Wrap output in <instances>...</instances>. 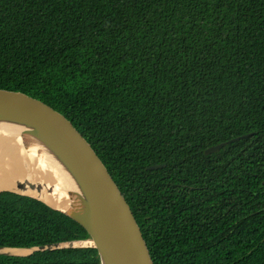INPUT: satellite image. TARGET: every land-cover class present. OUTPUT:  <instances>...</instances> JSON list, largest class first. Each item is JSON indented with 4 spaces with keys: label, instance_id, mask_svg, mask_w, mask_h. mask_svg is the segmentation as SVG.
<instances>
[{
    "label": "trees",
    "instance_id": "16d2710c",
    "mask_svg": "<svg viewBox=\"0 0 264 264\" xmlns=\"http://www.w3.org/2000/svg\"><path fill=\"white\" fill-rule=\"evenodd\" d=\"M0 89L73 122L154 264H264V0H0ZM89 238L45 203L0 193V248ZM0 264L100 258L59 249Z\"/></svg>",
    "mask_w": 264,
    "mask_h": 264
},
{
    "label": "water",
    "instance_id": "95a60500",
    "mask_svg": "<svg viewBox=\"0 0 264 264\" xmlns=\"http://www.w3.org/2000/svg\"><path fill=\"white\" fill-rule=\"evenodd\" d=\"M0 124L13 125L36 134L48 144L58 164L72 185L69 191L74 207L56 209L36 196L32 197L69 216L88 233L89 239L68 241L33 248H0V255L26 257L34 252L59 249H96L100 264H154L145 236L110 171L73 122L41 99L20 91L0 89ZM238 137L204 150L205 155L218 152ZM150 166L148 170L162 167ZM89 244H83V243ZM6 250L30 251L27 255L8 254Z\"/></svg>",
    "mask_w": 264,
    "mask_h": 264
},
{
    "label": "bare ground",
    "instance_id": "6f19581e",
    "mask_svg": "<svg viewBox=\"0 0 264 264\" xmlns=\"http://www.w3.org/2000/svg\"><path fill=\"white\" fill-rule=\"evenodd\" d=\"M6 189L36 196L62 211H71L74 207L69 193L72 185L53 149L32 132L0 124V191ZM6 252L23 256L30 251Z\"/></svg>",
    "mask_w": 264,
    "mask_h": 264
},
{
    "label": "rangeland",
    "instance_id": "374dc122",
    "mask_svg": "<svg viewBox=\"0 0 264 264\" xmlns=\"http://www.w3.org/2000/svg\"><path fill=\"white\" fill-rule=\"evenodd\" d=\"M46 204V203H45ZM49 206V205H48ZM52 208V207H51ZM56 210V209H55ZM61 212V211H60Z\"/></svg>",
    "mask_w": 264,
    "mask_h": 264
}]
</instances>
